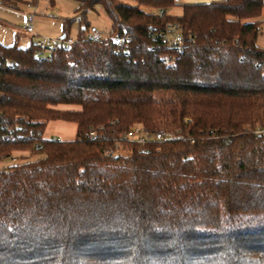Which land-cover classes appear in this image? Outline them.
I'll return each mask as SVG.
<instances>
[{"label": "trees", "instance_id": "1", "mask_svg": "<svg viewBox=\"0 0 264 264\" xmlns=\"http://www.w3.org/2000/svg\"><path fill=\"white\" fill-rule=\"evenodd\" d=\"M76 1L69 47L0 43V160L38 156L0 169V264H264V0ZM96 4L122 46L87 38ZM134 123L167 138L106 155Z\"/></svg>", "mask_w": 264, "mask_h": 264}, {"label": "rangeland", "instance_id": "2", "mask_svg": "<svg viewBox=\"0 0 264 264\" xmlns=\"http://www.w3.org/2000/svg\"><path fill=\"white\" fill-rule=\"evenodd\" d=\"M53 4H50L46 0H22L16 8L6 7L0 4V17L5 19L2 21L3 31H11L15 37L17 35V43L20 46L30 45L29 34L24 31L23 27L28 24V19L32 17L31 24L36 33V28L44 30L45 33H40V38L47 37L50 39L60 38L62 35V26L60 18L75 16V11L78 6L76 0H52ZM125 2H132L131 0H123ZM211 0H180L176 5L170 7L167 12L173 15H180L182 12V3H200L208 2ZM51 2V0H50ZM147 10V9H146ZM149 10V9H148ZM154 11L153 9H150ZM259 20V33L257 36V44L264 48V8L262 9ZM86 21L96 26L103 31L105 35L110 33L111 21L107 14L102 10L100 4L93 6V9L88 10L86 13ZM79 23L78 20L73 22L69 37L75 39L78 33ZM51 32L50 34H46ZM59 31V32H58ZM56 33V34H55ZM176 33V32H175ZM169 38L174 39V34H169ZM26 39L27 43L24 44ZM61 109L74 108L73 106L61 105ZM62 126V127H61ZM47 131H50L48 136L58 137L59 139H72L75 134V124L67 121H54L48 123ZM37 155H31L29 152H14L11 157L3 158L0 160V169L11 165L13 163L33 160ZM15 158V159H12Z\"/></svg>", "mask_w": 264, "mask_h": 264}, {"label": "built area", "instance_id": "3", "mask_svg": "<svg viewBox=\"0 0 264 264\" xmlns=\"http://www.w3.org/2000/svg\"><path fill=\"white\" fill-rule=\"evenodd\" d=\"M162 13V11H160ZM30 22L24 26L25 30L28 32H32V24L31 19ZM177 28L175 26H172L170 24L166 25V32L167 34H170L171 32H174ZM87 38L96 41L98 43H102L107 41L110 37L113 43L122 46L127 40L130 39V36L123 31L121 34H107L100 29H98L94 25H89L86 31ZM73 43L72 38H67L66 40L57 38V39H50L47 37L39 38L35 41L36 46L39 48L40 53L43 57H46L48 54L47 51H49L53 47H60L65 46L69 47ZM114 133L112 131V136L114 137ZM86 136L89 138H106L108 136L107 131L105 129V126L100 125L97 128H91L86 133ZM53 139H59L58 137H52ZM165 138H167L166 134L163 132H154L149 130L146 126L134 123L130 125L127 129L120 132L113 138L114 145H109L105 148L104 153L108 156H113L117 154L118 152H123V145L124 144H135L138 146H141L143 150L148 151L149 145L154 144L156 142L163 141ZM15 159V158H12Z\"/></svg>", "mask_w": 264, "mask_h": 264}, {"label": "crops", "instance_id": "4", "mask_svg": "<svg viewBox=\"0 0 264 264\" xmlns=\"http://www.w3.org/2000/svg\"><path fill=\"white\" fill-rule=\"evenodd\" d=\"M46 1H48L50 4H53V1L51 0V2H50V0H46ZM176 1H180V0H176ZM263 8H264V6H263ZM262 8V9H263ZM262 11V10H261ZM0 15H1V13H0ZM260 16V15H259ZM259 16L258 17H256L255 18V20H258V18H259ZM31 19V21H32V17H30L29 19H28V22H30L29 20ZM2 21H5V19H2L1 17H0V43H2V44H5V45H10V44H13V43H16L17 45H18V43H17V35H15V37H14V35H13V33L11 32V31H3V28H2V24H1V22ZM259 21V20H258ZM32 28H33V26H32ZM23 29H24V31H26L25 30V28L23 27ZM36 31H38V32H40V33H44L43 31L44 30H41L40 28H36ZM59 32V31H58ZM26 33L27 34H29V41H30V43L31 42H35L37 39H39L40 38V33H36L35 31H34V29H33V31L32 32H28V31H26ZM51 32L49 31V32H47L46 31V34H50ZM45 34V33H44ZM56 34V33H55ZM174 34V37H176L177 36V34L175 33V32H173L172 33V35ZM27 43V41H26V39L24 40V44H26ZM18 46H20V45H18ZM27 46H29V45H27ZM27 46H25V47H23V46H20V47H22V48H26ZM55 121H61V120H55ZM51 122H54V121H49L48 123H51ZM48 123H47V125H48ZM47 125H46V130H45V136H47V137H49L48 136V134L50 133V131H47ZM62 127V126H61ZM75 132H76V125H75ZM74 136H75V134H74ZM74 138V137H73ZM72 138V139H73ZM66 140H70V139H66Z\"/></svg>", "mask_w": 264, "mask_h": 264}, {"label": "water", "instance_id": "5", "mask_svg": "<svg viewBox=\"0 0 264 264\" xmlns=\"http://www.w3.org/2000/svg\"><path fill=\"white\" fill-rule=\"evenodd\" d=\"M63 37V36H62Z\"/></svg>", "mask_w": 264, "mask_h": 264}]
</instances>
